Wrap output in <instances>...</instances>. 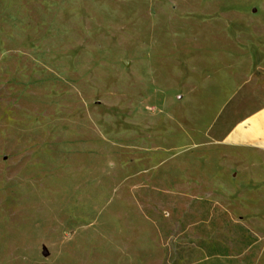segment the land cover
<instances>
[{"label": "rangeland", "instance_id": "374dc122", "mask_svg": "<svg viewBox=\"0 0 264 264\" xmlns=\"http://www.w3.org/2000/svg\"><path fill=\"white\" fill-rule=\"evenodd\" d=\"M264 0H0V264H264Z\"/></svg>", "mask_w": 264, "mask_h": 264}, {"label": "crops", "instance_id": "0c3cea01", "mask_svg": "<svg viewBox=\"0 0 264 264\" xmlns=\"http://www.w3.org/2000/svg\"><path fill=\"white\" fill-rule=\"evenodd\" d=\"M226 141L235 148L264 151V108L233 128Z\"/></svg>", "mask_w": 264, "mask_h": 264}]
</instances>
